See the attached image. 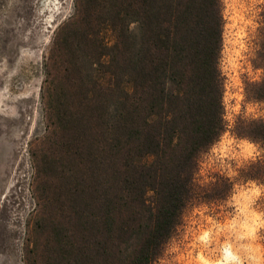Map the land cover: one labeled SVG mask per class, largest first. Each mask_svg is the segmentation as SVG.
Here are the masks:
<instances>
[{
  "label": "trees",
  "instance_id": "trees-1",
  "mask_svg": "<svg viewBox=\"0 0 264 264\" xmlns=\"http://www.w3.org/2000/svg\"><path fill=\"white\" fill-rule=\"evenodd\" d=\"M222 28L221 0H73L44 62L23 264H153L189 205L264 180L263 156L196 181L226 128ZM257 58L245 93L264 102V27ZM232 133L264 149L263 119Z\"/></svg>",
  "mask_w": 264,
  "mask_h": 264
},
{
  "label": "rangeland",
  "instance_id": "rangeland-1",
  "mask_svg": "<svg viewBox=\"0 0 264 264\" xmlns=\"http://www.w3.org/2000/svg\"><path fill=\"white\" fill-rule=\"evenodd\" d=\"M219 70L225 131L198 158L196 181L236 178L264 156L261 143L232 133L240 120L263 119L264 102L249 98L259 81L264 0H221ZM73 0H0V264H23L34 200L33 141L45 132L41 85L57 25ZM153 264H264V180L236 181L218 207L191 204Z\"/></svg>",
  "mask_w": 264,
  "mask_h": 264
}]
</instances>
